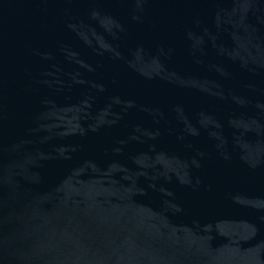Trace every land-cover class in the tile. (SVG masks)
I'll return each mask as SVG.
<instances>
[{
  "label": "water",
  "instance_id": "95a60500",
  "mask_svg": "<svg viewBox=\"0 0 264 264\" xmlns=\"http://www.w3.org/2000/svg\"><path fill=\"white\" fill-rule=\"evenodd\" d=\"M0 264H264V0H0Z\"/></svg>",
  "mask_w": 264,
  "mask_h": 264
}]
</instances>
